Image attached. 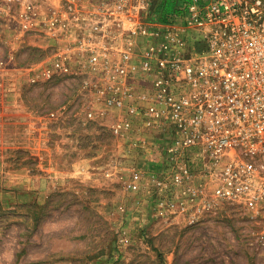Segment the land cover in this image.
I'll return each mask as SVG.
<instances>
[{
    "label": "built area",
    "instance_id": "1",
    "mask_svg": "<svg viewBox=\"0 0 264 264\" xmlns=\"http://www.w3.org/2000/svg\"><path fill=\"white\" fill-rule=\"evenodd\" d=\"M164 1L0 0V20L55 42L34 80L82 72L120 111L113 133L165 166L132 175L166 196L157 209L195 220L242 204L264 248V0H173L168 16Z\"/></svg>",
    "mask_w": 264,
    "mask_h": 264
},
{
    "label": "rangeland",
    "instance_id": "2",
    "mask_svg": "<svg viewBox=\"0 0 264 264\" xmlns=\"http://www.w3.org/2000/svg\"><path fill=\"white\" fill-rule=\"evenodd\" d=\"M55 46L0 20V142L24 140L19 116L5 129L3 98H22L30 121L46 114L58 141L42 155L53 163L34 148L0 147V264H264L258 212L223 202L192 220L193 211L157 209L166 196L147 192L148 175L133 186L135 168L165 166L113 133L120 111L82 86V72L34 80Z\"/></svg>",
    "mask_w": 264,
    "mask_h": 264
},
{
    "label": "crops",
    "instance_id": "3",
    "mask_svg": "<svg viewBox=\"0 0 264 264\" xmlns=\"http://www.w3.org/2000/svg\"><path fill=\"white\" fill-rule=\"evenodd\" d=\"M4 105L2 109L3 114V124L5 129L13 123L11 121L16 116H19V124H20V132L24 135V140L14 141L9 137H4L0 142V147H25V148H34L35 152L39 155H43V152L46 153L45 150H50L56 143H58L57 139H55L52 135L53 127H50L49 124L44 120L43 113L36 114L35 120L30 121L29 116L32 115V112L29 111L26 103L22 100V98H3ZM18 102L20 101L18 108H16ZM55 114V112H50L49 114ZM52 114V115H53ZM13 116V117H12ZM58 116V114H57ZM42 156L40 162H50L53 163V158H50L47 161H44Z\"/></svg>",
    "mask_w": 264,
    "mask_h": 264
},
{
    "label": "trees",
    "instance_id": "4",
    "mask_svg": "<svg viewBox=\"0 0 264 264\" xmlns=\"http://www.w3.org/2000/svg\"><path fill=\"white\" fill-rule=\"evenodd\" d=\"M176 3L173 0H165L163 5V15L168 16L175 11Z\"/></svg>",
    "mask_w": 264,
    "mask_h": 264
}]
</instances>
